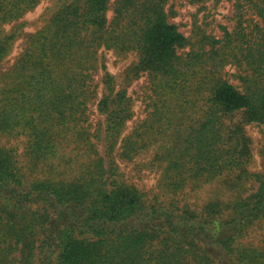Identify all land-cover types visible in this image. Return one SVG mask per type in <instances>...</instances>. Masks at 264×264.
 Instances as JSON below:
<instances>
[{"label":"trees","instance_id":"obj_1","mask_svg":"<svg viewBox=\"0 0 264 264\" xmlns=\"http://www.w3.org/2000/svg\"><path fill=\"white\" fill-rule=\"evenodd\" d=\"M42 1L0 0V66L16 40L5 26ZM171 1L56 0L2 74L0 137L23 147L0 143V264H264V244L252 240L264 224V178L250 175L245 131L264 124V0H191L208 14L233 6L231 26L212 19L191 36L171 22ZM108 53L131 57L126 71L112 73ZM142 77L148 114L123 137ZM97 96L103 120L90 134ZM72 144L83 160L66 178L58 162ZM118 149L128 161L151 151L167 196L211 182L237 191L251 176L258 188L217 195L201 211L165 206L123 179Z\"/></svg>","mask_w":264,"mask_h":264},{"label":"rangeland","instance_id":"obj_2","mask_svg":"<svg viewBox=\"0 0 264 264\" xmlns=\"http://www.w3.org/2000/svg\"><path fill=\"white\" fill-rule=\"evenodd\" d=\"M172 3H174L176 7L178 15L173 18L171 22L177 24L179 30L187 36L193 35L197 24L209 22L212 19H214L217 24L232 25L229 21V17H231L233 13V6L230 2L223 1L212 10V14H208V10H200V4L193 3L191 0H172L171 4ZM56 9V0L42 1L34 10L26 13L19 21L5 26V31L7 33L10 34L14 32L16 40L12 52L0 66V79L2 74L8 71L20 57L24 51L28 38L46 26L49 18L53 15ZM211 29L215 31V34H217L218 37H221V33L219 30L216 31L214 24ZM130 58L131 57H128L122 60L115 55L108 53L106 63L112 73L122 74L129 66ZM98 81L99 80H96V82ZM231 81L237 83V80ZM129 94L133 97L134 101V117L127 123L123 137L129 135L136 125L148 114L146 108V96L149 95L148 79L142 77L135 81L130 87ZM98 95L101 96V93L99 92ZM99 96L96 97V100L90 103V110L88 112L92 124V127L89 130L90 134L96 132L99 123L103 120V117L98 112ZM241 117L242 114H236L233 119L234 123L239 122ZM230 124H233V122H230ZM245 131L250 139L251 146L252 157L248 167L250 175H260L264 178V124H248L245 126ZM0 143L5 144L8 147H14L17 145L23 147L15 140L5 137H0ZM93 143L97 146L99 153L104 156V148L102 147V144L97 142ZM73 149H76L75 145L72 144L70 147L68 145V148L65 149L67 150V157L62 158L58 162L61 167L58 168L57 171L66 173L64 176L66 178H72V176L78 173L83 160L81 157L77 158V155H80L79 150H74V154L71 156V150ZM120 152L121 150L118 149L116 152V159L120 172L123 175V179L144 191L147 200L154 201L157 199L158 202L163 203L165 206L174 203V205L182 207L187 204L191 209L201 211L204 205L217 195L221 197L222 200H229L238 196L245 197L254 193L259 184L256 178L251 176L250 179L237 191L225 190L222 185L223 188L217 183L211 182L206 183L198 189H192V187H189L179 195L167 196L160 187V169L150 164L153 154L151 151L143 153L132 161L121 158L119 156ZM19 154H21L22 160L24 161L26 159L24 148L19 151ZM71 157L73 160L70 159ZM252 240H254L256 245L264 244V224L261 225L258 230L253 232ZM252 240L250 239V241Z\"/></svg>","mask_w":264,"mask_h":264}]
</instances>
